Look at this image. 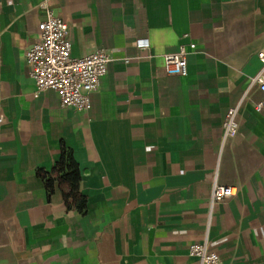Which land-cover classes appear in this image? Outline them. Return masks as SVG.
<instances>
[{
  "label": "crops",
  "instance_id": "1",
  "mask_svg": "<svg viewBox=\"0 0 264 264\" xmlns=\"http://www.w3.org/2000/svg\"><path fill=\"white\" fill-rule=\"evenodd\" d=\"M48 14L71 56L110 62L89 111L36 92L25 51ZM194 44L186 75L162 56ZM264 0H0V264H264ZM239 130L224 138L229 108ZM84 209L44 183L62 150ZM214 183L237 194L209 210Z\"/></svg>",
  "mask_w": 264,
  "mask_h": 264
},
{
  "label": "built area",
  "instance_id": "2",
  "mask_svg": "<svg viewBox=\"0 0 264 264\" xmlns=\"http://www.w3.org/2000/svg\"><path fill=\"white\" fill-rule=\"evenodd\" d=\"M68 25L60 18L48 14L38 24V39L25 51V62L34 80L36 92L52 90L56 93L61 107H71L77 111H89V94L96 91L102 76L107 71L110 56L105 49H97L84 57L71 56L68 39ZM195 49L194 44L180 45L176 52L162 56L164 69L168 75H186V56ZM259 72L251 79L264 95V48L257 54ZM239 104L229 108L222 124L224 138H234L239 130L237 120ZM238 190L214 183L209 196V210L225 199L237 194ZM188 256L198 264H222L219 256L210 251L207 239L192 243Z\"/></svg>",
  "mask_w": 264,
  "mask_h": 264
},
{
  "label": "trees",
  "instance_id": "3",
  "mask_svg": "<svg viewBox=\"0 0 264 264\" xmlns=\"http://www.w3.org/2000/svg\"><path fill=\"white\" fill-rule=\"evenodd\" d=\"M39 175L47 186L53 181L58 182L66 206L84 209L85 199L79 192V168L69 151L63 149L51 171L49 173L40 171Z\"/></svg>",
  "mask_w": 264,
  "mask_h": 264
}]
</instances>
